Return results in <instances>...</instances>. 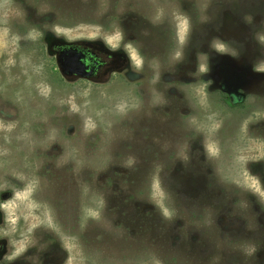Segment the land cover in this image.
<instances>
[{"label": "rangeland", "instance_id": "rangeland-1", "mask_svg": "<svg viewBox=\"0 0 264 264\" xmlns=\"http://www.w3.org/2000/svg\"><path fill=\"white\" fill-rule=\"evenodd\" d=\"M262 95L264 0H0V264H264Z\"/></svg>", "mask_w": 264, "mask_h": 264}, {"label": "flooded vegetation", "instance_id": "flooded-vegetation-1", "mask_svg": "<svg viewBox=\"0 0 264 264\" xmlns=\"http://www.w3.org/2000/svg\"><path fill=\"white\" fill-rule=\"evenodd\" d=\"M81 43L62 42L52 49L60 71L68 77L101 81L107 79L110 74L122 71L126 64V60L119 56V53L105 52L103 48L96 50L93 44ZM2 250L3 246L0 244V251Z\"/></svg>", "mask_w": 264, "mask_h": 264}]
</instances>
